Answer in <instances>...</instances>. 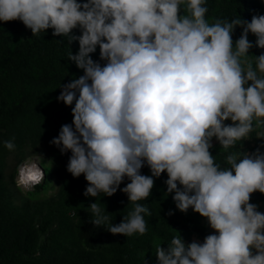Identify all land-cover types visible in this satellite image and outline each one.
<instances>
[{
	"label": "clouds",
	"instance_id": "obj_1",
	"mask_svg": "<svg viewBox=\"0 0 264 264\" xmlns=\"http://www.w3.org/2000/svg\"><path fill=\"white\" fill-rule=\"evenodd\" d=\"M204 5L0 0V22L19 20L32 36L52 29L54 37L79 44L69 61L84 74L57 97L71 107L72 124L63 125L51 144L61 154L71 152L67 171L85 177L86 197H111L126 178L130 182L120 190L134 205L112 225L105 209L92 203L94 226L107 224L113 235H144V216L151 212L138 202L166 173L176 209L191 208L214 234L203 243L186 245L179 234L166 248L157 245L158 264H264V213L250 203L252 194L264 195V153L229 151L264 129V53L249 55L253 47L264 49V15L210 24ZM237 27L242 33L234 42ZM77 29L79 36L73 35ZM97 47L103 66L91 58ZM256 135L264 139V130ZM213 139L226 153V167L210 151ZM4 146L15 149L12 140ZM41 161L34 155L17 167L18 187L31 191L44 181ZM145 166L150 176L141 174Z\"/></svg>",
	"mask_w": 264,
	"mask_h": 264
},
{
	"label": "trees",
	"instance_id": "obj_2",
	"mask_svg": "<svg viewBox=\"0 0 264 264\" xmlns=\"http://www.w3.org/2000/svg\"><path fill=\"white\" fill-rule=\"evenodd\" d=\"M204 6L210 24L238 17L250 22L253 15H264V0H205ZM185 7L181 5L182 15ZM52 32L48 29L32 36L19 20L0 22V264H158L156 246L166 248L179 234L186 245L194 236L203 243L213 234L203 225L206 219L191 208L187 213L176 209L174 193L167 194L166 173L154 178L149 198L138 202L151 212L144 216V235H113L107 224H92V203L105 209L112 225L121 223L133 210L134 205L120 190L130 181L125 178L111 197L103 193L86 197L85 177L74 178L67 171L71 152L61 154L51 144L61 127L73 120L71 107L57 97L63 85L84 74L69 61L70 52L75 55L79 50L78 42L68 44L67 37H54ZM241 33L240 27L234 30V42ZM80 34L78 29L73 31V35ZM248 39L254 44L256 37L250 33ZM262 53L264 49L257 47L249 51L251 56ZM91 58L102 66L105 63L98 47ZM260 130L264 129L256 131ZM256 131L229 151L254 153L259 149L264 153V139H259ZM8 140L15 144L12 151L4 146ZM212 144L216 163L226 167V153L215 139ZM34 155L42 156L47 164L45 179L23 192L15 181L17 167ZM141 174L150 176V169L143 167ZM263 202L264 195L252 194L250 203L257 206ZM169 211L174 214L169 216Z\"/></svg>",
	"mask_w": 264,
	"mask_h": 264
},
{
	"label": "crops",
	"instance_id": "obj_3",
	"mask_svg": "<svg viewBox=\"0 0 264 264\" xmlns=\"http://www.w3.org/2000/svg\"><path fill=\"white\" fill-rule=\"evenodd\" d=\"M257 210L261 213H264V202L257 205ZM204 227L207 229L208 232L213 233L212 229L209 227L207 220L203 221ZM214 234V233H213ZM193 241L199 242V239L194 236Z\"/></svg>",
	"mask_w": 264,
	"mask_h": 264
},
{
	"label": "rangeland",
	"instance_id": "obj_4",
	"mask_svg": "<svg viewBox=\"0 0 264 264\" xmlns=\"http://www.w3.org/2000/svg\"><path fill=\"white\" fill-rule=\"evenodd\" d=\"M29 158H33V156H29L28 158H26L25 160H24V162L27 160V159H29ZM40 164L43 166V167H46L47 166V164L45 163V161H41L40 162ZM16 178V177H15ZM32 190V189H31ZM22 191L23 192H27L28 190H23L22 189ZM54 191L52 190V191H49V193L48 194H51V193H53Z\"/></svg>",
	"mask_w": 264,
	"mask_h": 264
}]
</instances>
